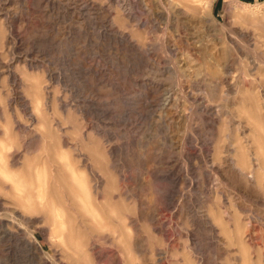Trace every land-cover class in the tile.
I'll use <instances>...</instances> for the list:
<instances>
[{"label":"rangeland","instance_id":"1","mask_svg":"<svg viewBox=\"0 0 264 264\" xmlns=\"http://www.w3.org/2000/svg\"><path fill=\"white\" fill-rule=\"evenodd\" d=\"M202 65L220 76H196ZM37 81L46 86L49 138L40 140L46 129L34 122L12 167L39 155L33 182L25 170L7 180L10 194L0 190V264H264L263 184L238 175L234 157L237 123L246 122L238 92L251 83L264 91V0H0V89L15 90L12 105L0 100L1 131L12 117L26 120L22 96L36 114ZM61 137L67 144L57 147ZM81 139L108 147L124 176L109 196L125 206V254L113 228L101 229L97 212L69 194ZM229 171L233 179L223 177ZM28 202L39 211L13 216ZM215 213L236 222L239 245L230 246ZM70 228L68 246L60 235Z\"/></svg>","mask_w":264,"mask_h":264},{"label":"bare ground","instance_id":"2","mask_svg":"<svg viewBox=\"0 0 264 264\" xmlns=\"http://www.w3.org/2000/svg\"><path fill=\"white\" fill-rule=\"evenodd\" d=\"M195 71L196 72L193 73H196V76L203 75L209 81L216 80V78L220 76V73L216 68L212 69L204 65H202L201 68ZM13 79L14 76L9 73L7 80H13ZM22 84L23 83L21 81V84H19L18 87H21ZM45 89L46 86H44L43 82L40 81H37L31 87L32 90L31 97L33 99V102H35L36 104L35 106H37V108H34L36 114L34 113V111H32L29 108L27 98L22 96L21 98H19L18 106L21 108L23 113L22 115L26 118V120L23 123L21 120L12 117L11 120L8 119L5 122V129L3 131L0 130V142H1L0 172H2V174L0 175V190L6 192L8 191L9 194H10L9 190L12 191V187H10L9 182L7 180L10 179V177L14 178L15 180L19 179V177L26 170L27 179L31 184L33 182L30 173L31 167L36 163V161L38 162L40 160L39 155H35L28 161L27 165H25V168L19 169L18 171H16V173L12 172V167L16 166L18 162V158L14 155L17 153L18 150L17 147L19 146V144L25 143L24 136L27 134V131L31 129V126L33 125L34 122H37V124L40 125L41 128L46 129V131L39 136L40 140L43 143H46L47 138H49L48 137L49 117L47 113L48 109L46 108V103H45V95H46ZM263 92L264 91L261 90L260 85H257L255 87L252 85V83L247 88L245 86L241 92H238L240 93V103L238 105L239 112L241 113V115L245 117L246 122L243 124L240 120L237 123V130H239L241 139L237 140L238 150L234 157L236 158L237 165L239 166L240 169L238 175H240L243 179H245L249 183L253 182L254 179L257 178L259 182L263 184V191H264V93ZM14 95H15V90L13 89L4 90V91L0 89V100H5L10 105H12L13 102L12 98ZM238 102L239 101H237V103ZM81 112H82L81 115H83L84 120L88 122L86 118V110L84 112L83 111ZM53 126L55 125H52V127ZM98 134L100 136V140L102 144H104L105 140L103 135L100 133ZM65 144H67L65 138L61 137L60 140H57L56 146L58 147ZM54 148L56 147L53 146L52 149L54 150ZM74 151L76 153V155L74 154L75 155L74 158L75 157L76 158L74 163L75 165L74 164L72 165L75 166L74 172L78 178V183L76 184L74 183L72 185V188L68 189L69 194L77 200L79 208L81 207L84 209L85 206H87L92 211L97 212L98 223H99L98 225H100L101 229L107 227L113 228L112 233L107 231L102 232L101 239L104 242H107L110 233L112 236V243L119 245L122 248L123 253L125 254L128 251V247L130 246L131 243L130 240L131 236L127 232V227L124 223V218H123V210L125 206L121 198L114 200L109 196V194L112 192L111 190H113L114 186L116 184H119V182L122 184L121 187L125 186L123 185V182H125L123 180L124 176L120 170L116 169V167H114L111 164L112 157L108 147L104 146L100 148V143H97L96 145L92 143L86 144L84 142V139L83 140L81 139L79 142L76 143ZM229 151L230 148L228 147L225 148V153H229ZM256 159H258L257 160L258 164L260 163V170H261V173L259 174L257 173L258 175L254 173V169H253L255 168L253 166L255 165L254 161H256ZM112 171L114 173H112ZM222 175L227 179L228 178L233 179L234 177L231 171L227 172L226 174L222 173ZM5 176L7 179L4 178ZM73 181L75 180L73 179ZM102 185H103V189L105 190L104 201L101 203H96V189L97 188L99 189V187H101ZM45 186H46L45 190H43L44 194L47 195L48 197L52 196L53 199L57 200L58 193L55 187L52 185L49 186V184H46ZM27 189L28 190L24 188V192L26 193V196L29 199L31 198L29 192L31 188L30 189L27 188ZM99 196H101V194ZM49 200L52 199L49 198ZM19 207H18L19 209L12 208L13 216L19 217L23 220H26L28 217L27 211L30 210L35 211L36 209H38L36 206H33L29 202L26 206H19ZM37 211H39V209ZM37 211L35 213H37ZM112 214H114L115 218L112 217ZM77 217L79 216L77 215ZM214 217H215V222L217 221L219 223V226L222 229V231L225 230L228 239L230 241V246L234 248L236 247V245H239L240 244V236L238 237L239 226L236 224V222L234 221L233 225L228 224L227 226L223 223L219 213H215ZM80 220L81 222H83L81 218ZM74 234L75 231L72 230V228H70L66 236H63V234L61 233L60 239L62 240V242L64 241L66 245L71 246L72 240L75 237ZM89 241L92 242L91 240ZM76 249L82 252L84 256L87 255L85 252L86 250L84 251V248L81 245H77Z\"/></svg>","mask_w":264,"mask_h":264}]
</instances>
